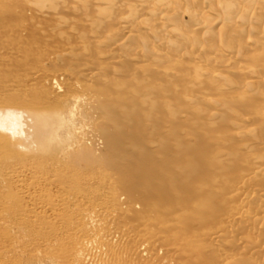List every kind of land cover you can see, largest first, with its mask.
<instances>
[{
	"label": "bare ground",
	"instance_id": "6f19581e",
	"mask_svg": "<svg viewBox=\"0 0 264 264\" xmlns=\"http://www.w3.org/2000/svg\"><path fill=\"white\" fill-rule=\"evenodd\" d=\"M0 11L11 13L0 92L32 74L48 109L78 108L91 127L27 124L26 150L53 137L54 163L84 169L55 176L40 214L3 186L0 264L46 248L59 264H264V0H9ZM52 208L61 215L44 223Z\"/></svg>",
	"mask_w": 264,
	"mask_h": 264
},
{
	"label": "rangeland",
	"instance_id": "374dc122",
	"mask_svg": "<svg viewBox=\"0 0 264 264\" xmlns=\"http://www.w3.org/2000/svg\"><path fill=\"white\" fill-rule=\"evenodd\" d=\"M8 2L9 0H0V9L6 10ZM3 14L11 15L9 12L0 11V16ZM31 76L32 74H29L11 92H0V191H4L7 187V191L3 194L7 193L12 199L18 200L21 205L40 214L42 209L38 203L39 199L46 200L48 197L46 201L54 203L57 197L55 176L65 173L70 175L78 168L84 169V164L79 161L73 162L68 158H66L67 166H58L54 163L60 155L54 151L56 140L54 141L53 137L50 140L52 149L46 152L26 150L23 146L29 141L25 133L27 124L37 116L44 118L47 115L48 120L55 121V126L58 123L56 118L59 117L63 120L61 127L65 124H72V121L82 132L90 130L91 127L82 122L78 116V108H73L75 113L73 116L68 114V110L48 109V94L41 83H33L35 81L31 80ZM44 139L42 135L38 141L43 142ZM83 179L87 180V174L83 173ZM90 181L87 180L88 183ZM52 209L51 215L42 220L44 223L54 221L61 215L60 209ZM4 235L3 237H6L8 233L5 232ZM1 249L0 253L7 254ZM58 261L57 252L46 248L44 252H35L34 255L25 256L14 264H59Z\"/></svg>",
	"mask_w": 264,
	"mask_h": 264
}]
</instances>
